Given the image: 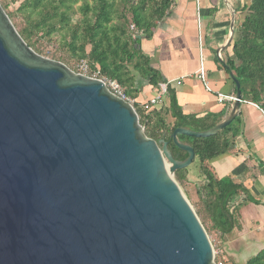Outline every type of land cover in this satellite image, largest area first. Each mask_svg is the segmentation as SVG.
Instances as JSON below:
<instances>
[{
  "label": "water",
  "instance_id": "water-1",
  "mask_svg": "<svg viewBox=\"0 0 264 264\" xmlns=\"http://www.w3.org/2000/svg\"><path fill=\"white\" fill-rule=\"evenodd\" d=\"M230 77V116L177 128L178 161L104 82L32 49L0 3V264H216L174 175L196 160L180 136L213 137L239 116Z\"/></svg>",
  "mask_w": 264,
  "mask_h": 264
},
{
  "label": "trees",
  "instance_id": "trees-1",
  "mask_svg": "<svg viewBox=\"0 0 264 264\" xmlns=\"http://www.w3.org/2000/svg\"><path fill=\"white\" fill-rule=\"evenodd\" d=\"M10 1H22L17 12L23 28L18 32L32 49L36 50L39 40H51L55 35L61 34L72 58L79 62L88 59L94 68L101 70L103 76L118 81L127 88L128 95H135L134 98L138 97V89L135 88L136 76L132 70L145 77L154 88L167 84L158 77L140 46L144 38H151L156 23L167 15L171 0H83L84 4L80 9L82 18L76 24H73L77 13L75 0ZM1 4L12 19L9 3ZM242 11L247 14L238 28L239 37L233 41L235 60L226 61L225 66L240 81L243 101L254 103L264 110V0H251L249 6ZM132 25L142 32V36L136 40L130 33ZM167 93L170 103L166 111L152 109L146 112L139 102L134 106L148 137L157 142L165 140L173 157L184 161L188 154L174 144L171 137L173 132L177 128L204 132L221 121H212V116L209 115L199 118L184 114L175 90L168 84ZM163 113H166L173 124L167 122ZM239 121L238 116L222 132L210 138L179 137L181 142L195 149L196 160L205 178L201 193L204 209L212 223V229L221 237L232 233L240 225L234 202L245 192V188L230 178H217L211 171L209 162L226 154L233 147L240 134ZM188 174L189 168L178 170L174 175L176 182H185ZM201 222L206 229L204 222ZM206 231L209 235L207 229ZM247 264H264V250Z\"/></svg>",
  "mask_w": 264,
  "mask_h": 264
},
{
  "label": "crops",
  "instance_id": "crops-1",
  "mask_svg": "<svg viewBox=\"0 0 264 264\" xmlns=\"http://www.w3.org/2000/svg\"><path fill=\"white\" fill-rule=\"evenodd\" d=\"M171 2L167 15L156 23L151 38L142 40L140 49L158 77L175 90L184 114L199 118L209 115L212 121L222 123L230 116L234 103H221L218 95L237 93L225 66L226 61L235 60L233 42L223 54L219 51L231 37L233 21V41L239 37L238 28L247 14L242 9L251 0ZM202 69L205 81L200 77ZM136 80L138 97L134 100L143 105L157 95L159 88L151 86L145 77ZM169 103L167 97L165 111ZM239 117L240 134L233 147L209 162L217 178H230L245 188L234 202L240 225L224 237L218 234L227 264H247L264 250V114L260 107L245 101Z\"/></svg>",
  "mask_w": 264,
  "mask_h": 264
},
{
  "label": "rangeland",
  "instance_id": "rangeland-1",
  "mask_svg": "<svg viewBox=\"0 0 264 264\" xmlns=\"http://www.w3.org/2000/svg\"><path fill=\"white\" fill-rule=\"evenodd\" d=\"M1 2L9 3V12L13 15V18L11 20L15 25L16 29L20 31L23 28V22L17 10L19 9L22 1L18 3H12L10 0H0V3ZM74 4L77 13L75 14L73 24H76L82 18V13L80 12V9L83 6L84 1L75 0ZM90 4H92V2ZM130 33L134 35V31L131 29V27H130ZM36 46H37L36 50L38 51L37 53L48 59L61 62L67 65L73 71L76 69V65L79 63L77 59L72 58L71 53L68 50V47L65 45V40H63L61 34L55 35L51 40H44V41L39 40ZM89 50L90 47H88V51ZM132 73L136 76V79L142 77L138 72L134 70H132ZM138 85L139 84L136 83L135 85L136 89H138ZM124 88L127 91V88L126 87ZM128 96L131 97L132 99L135 97V95H128ZM142 109L147 112V110H145L144 108ZM162 116L167 120V122H171V124H173L172 123L173 121L169 117H167L166 113H163ZM189 170H190L189 172H192V174L190 175L191 177L181 184L178 182L177 183L180 186L185 197L188 199L193 209L197 213L199 219L204 222L205 227L209 232V237L214 247L216 262H223L224 264H227V261L223 257L224 256L223 253H221V251L223 250L222 244L218 243L219 235L217 232H215L212 229V223L207 218V214L204 209L203 198L201 197V193L203 192V185L205 183V178L202 171L200 170V165L198 160H196L195 163H193L192 166L189 167Z\"/></svg>",
  "mask_w": 264,
  "mask_h": 264
},
{
  "label": "built area",
  "instance_id": "built-area-1",
  "mask_svg": "<svg viewBox=\"0 0 264 264\" xmlns=\"http://www.w3.org/2000/svg\"><path fill=\"white\" fill-rule=\"evenodd\" d=\"M131 29L134 31L133 37L135 40L139 38L140 36H142V32L138 31L135 25H132ZM219 57L221 56L219 55ZM74 71L77 74H81L89 78H93V79L104 82L107 88L110 90V92L113 93L115 96L121 98L122 100L130 103L133 106L136 104V101L134 100V98L132 99L131 97L128 96L126 89L118 81L109 79L103 76L101 70L98 67L94 68L88 59L80 61L76 65V69ZM200 77L202 78V80L205 81L204 69L201 70ZM206 88L208 91H211L208 85H206ZM167 97H168L167 84H160L157 95L151 100H149L147 103L141 105V108H144L147 111H150L152 109H157L159 111L164 110L166 107L165 105H166ZM218 99L221 103H225V102L234 103L236 100V96H228V95L219 94ZM254 105L259 108L258 105L256 104ZM262 111L264 114L263 109ZM221 253H223V251H221ZM216 264H224V263L216 262Z\"/></svg>",
  "mask_w": 264,
  "mask_h": 264
}]
</instances>
